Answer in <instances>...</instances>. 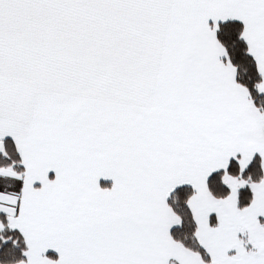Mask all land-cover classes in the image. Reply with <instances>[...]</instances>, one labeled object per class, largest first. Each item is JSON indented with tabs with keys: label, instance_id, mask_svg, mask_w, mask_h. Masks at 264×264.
Segmentation results:
<instances>
[{
	"label": "snow or ice",
	"instance_id": "obj_1",
	"mask_svg": "<svg viewBox=\"0 0 264 264\" xmlns=\"http://www.w3.org/2000/svg\"><path fill=\"white\" fill-rule=\"evenodd\" d=\"M0 264H264V0H0Z\"/></svg>",
	"mask_w": 264,
	"mask_h": 264
}]
</instances>
